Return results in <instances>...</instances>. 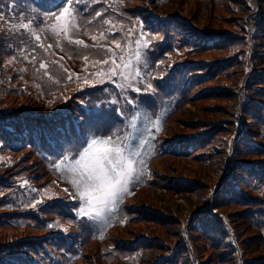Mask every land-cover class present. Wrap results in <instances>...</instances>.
Wrapping results in <instances>:
<instances>
[{
	"label": "rangeland",
	"instance_id": "1",
	"mask_svg": "<svg viewBox=\"0 0 264 264\" xmlns=\"http://www.w3.org/2000/svg\"><path fill=\"white\" fill-rule=\"evenodd\" d=\"M154 1L160 12L154 9L151 0H81L80 3H75L73 0L71 7L74 9V22L79 25V28L73 29L69 36L72 39L83 40L88 47L69 44L62 32L60 36L56 35L63 21L56 22L49 17L60 12L62 7L66 6V0H58L60 5L58 10L44 14L42 12L35 14L30 11L15 12L10 7L11 4L5 10L7 22H2L1 31H7L10 39H7L4 45L7 52L4 56L0 55V59H3L0 66L2 101L13 102L15 105L33 104L34 108L43 106V109L72 107L83 116L92 113L91 111L94 115H98L101 110V113L107 116V120L93 125L98 132H96L97 136H106L112 129L120 128V135L133 133L134 142L140 145L138 149L140 156L137 159L142 160L143 164L137 166L138 171L129 185V192L107 217L106 223L91 222L86 216L78 214L79 198L74 196V190L66 182L62 172L54 167L64 156L55 157L41 148L32 149L31 152H27V148L22 146L12 151L2 148L0 161L11 162L12 171L20 168L14 175L20 178L19 183L22 188L20 187L12 194V201L22 199L27 206L26 209L43 205L42 210L47 212L54 208L55 217L52 220L41 221L40 226L43 230L38 233L56 231L59 233L55 237L58 241L61 240L60 238H64L65 242L72 241L70 245H56V249L51 252L57 264H174L172 253L177 247L175 241L180 240L181 236L187 246L191 247L194 244V239L189 236L188 224L200 205L197 194L171 193L161 185H154L151 179H154L156 175L160 181L162 179L193 181L208 186L210 182L208 174L211 170L201 167L197 170L196 176H188L169 158H165L163 160L165 162L156 161L155 158L159 153V138L162 139L163 148L167 143L184 139L186 135L191 134L185 128L183 121L186 120L195 123L198 121L200 125L204 122L206 125L221 123L223 126H228L225 122V113L228 112L227 103L218 101L220 106L215 114L206 108H202L203 111L199 112L194 104L183 103V98L178 91L169 90L166 85H162L161 81L156 80L164 70V67L160 66L162 59H158V56L165 54V49L157 42L161 39L160 36L149 34L143 27L144 20L138 14L146 13L149 19H164L172 13L178 14L182 3L186 0ZM134 4L142 7L137 9L138 14L128 10ZM96 12H100L101 15L97 17ZM242 13L244 17L249 15L245 11ZM20 15L25 17V23L32 21L31 27L35 35L25 29L16 30L11 27V25L19 24L17 17ZM105 20L110 23L105 24ZM53 24L58 25L56 31L51 27ZM256 31L261 34L259 28H256ZM101 32L106 39L99 38ZM93 35L97 36L95 41L92 39ZM113 41H116L119 47ZM137 41H140V44H137ZM144 44H147V47H144ZM108 48L112 50L110 53L106 51ZM137 51L141 53L143 63H137L135 56ZM121 55L125 60H131L132 74L128 80L118 75L120 68H115L116 75L109 71L114 68V65H122L119 59ZM84 56L88 57L87 61L83 58ZM98 60L108 62L96 63ZM42 63L46 65V68H40ZM137 69L140 72L139 76L135 75ZM229 102L234 106L239 103L238 98ZM211 103L203 102L206 106ZM112 117H115L117 121H114ZM133 117L136 118L135 129L125 123ZM75 119L73 116L72 120ZM157 121H159L158 125ZM251 123L250 117L246 120L240 119V129H245ZM75 124L77 125V121ZM6 127L13 136V129L9 125ZM85 138L88 141L90 137ZM80 148L82 147L71 152V148L65 145L62 151L66 155ZM36 165L41 167L43 173L37 172ZM25 171H28V174H24ZM214 193L215 190H212L209 196ZM6 205L4 211L15 208L13 204H10L9 199L6 200ZM127 205L157 211L182 225V231L175 236L173 227L151 225L147 230L145 229L147 226L142 225L143 228H138L137 219L131 218L132 214L125 208ZM234 212L235 208L226 210L216 208L212 214L222 217L225 221L227 235L221 240L219 248L230 249L231 261L236 264L239 253L234 249L237 246L235 230L239 239L250 238L255 231L244 232L240 231V228L236 229L232 218ZM43 215L42 212L40 217ZM29 220L25 217L18 222L1 224L0 234L25 228L23 232L11 234L9 239L22 236L32 229V225L27 222ZM262 220L260 232L264 237V218ZM130 234L137 238L156 240L161 244V248L150 249L149 255L143 249H137L134 253H125L113 248V242L119 244L129 239ZM0 241L5 240L1 238ZM246 253L248 260L264 262V246H260L258 251ZM193 261L197 264L199 258L193 255Z\"/></svg>",
	"mask_w": 264,
	"mask_h": 264
},
{
	"label": "trees",
	"instance_id": "2",
	"mask_svg": "<svg viewBox=\"0 0 264 264\" xmlns=\"http://www.w3.org/2000/svg\"><path fill=\"white\" fill-rule=\"evenodd\" d=\"M151 2L160 12L156 1ZM9 4L15 12L35 14L55 12L60 7L58 0H0V14L5 13ZM132 6L128 10L133 13L142 8L136 4ZM243 11L249 13L248 17L242 15ZM138 15L144 20L143 27L149 34L160 36L157 42L165 49V54L158 56L164 70L156 80L167 89L178 91L183 103L194 104L199 112L206 108L215 114L220 106L218 101L227 103L225 122L228 126L204 122L200 125L198 121L186 120L183 121L185 128L191 132L187 137L167 143L165 148L159 138L156 161L165 162L163 160L169 158L188 176H196L201 167L211 170L208 186L193 181H160L156 175L151 179L154 185H161L171 193L193 192L200 202L188 224L194 244L187 246L180 236V240L175 241L173 263L194 264L195 255L199 258L197 264H233L232 251L219 248L227 235L225 221L212 211L235 208L232 218L236 229L255 231L250 238L239 239L235 230L237 246L234 249L239 253L236 264H264L260 260H248L246 253L264 246L260 232L264 218V0H186L178 14L172 13L164 19H149L146 13ZM1 24L0 55L4 56L7 52L4 45L10 35L1 31ZM2 62L0 59V66ZM236 98L239 103L234 106L229 101ZM205 101L212 103L206 106ZM43 108H34L33 104L15 105L0 98V152L2 148L12 151L22 146L27 152L41 148L55 157H63L62 147L69 146L71 152L84 147L87 144L85 137L96 135L93 125L107 120L101 110L98 115L91 111L83 116L72 107ZM73 116L75 120H72ZM248 117L252 123L240 129L239 120ZM8 125L13 129V136L6 127ZM12 167L8 160L0 161V227L6 222H18L28 217L32 229L14 239H9L11 234L26 229L0 234V239L5 240L0 241V264H55L51 252L56 245H70L72 241L65 242L64 238L58 241L56 231L38 233L43 230L41 221L55 217L54 208L44 212L43 205L26 209L22 199L12 201V194L22 188L20 178L14 175L20 168L12 171ZM35 169L43 173L38 165ZM212 190L215 193L209 196ZM7 199L15 208L4 211ZM125 208L132 214L131 218L137 219L138 228H143L142 225L147 226V230L151 225L173 227L175 236L182 231V225L157 211L130 205ZM42 212L44 215L40 217ZM154 247L161 248V244L133 234L119 244L113 242V248L125 253L143 249L149 255Z\"/></svg>",
	"mask_w": 264,
	"mask_h": 264
},
{
	"label": "snow or ice",
	"instance_id": "3",
	"mask_svg": "<svg viewBox=\"0 0 264 264\" xmlns=\"http://www.w3.org/2000/svg\"><path fill=\"white\" fill-rule=\"evenodd\" d=\"M80 2L81 0H75V3ZM72 4L73 0H66V6H63L60 12L49 17L50 20L56 22L63 21V24L59 25L60 31H56L57 24H53L51 27L56 31L57 36H60L62 32L63 37L68 40L69 44L88 47L83 40L72 39L69 36L73 29L79 28V25L74 22L75 16L73 15ZM95 15L99 17L101 13L96 12ZM17 18L20 22L11 25L13 29H25L35 35V31L31 27V20L25 23L24 16L20 15ZM0 22H7L3 14H0ZM88 22L91 23V21ZM104 23L110 22L105 20ZM99 38L106 39L103 32L100 33ZM92 39L95 41L97 36L93 35ZM113 43L117 42L113 41ZM137 44H140V41H137ZM117 47H119L118 43ZM144 47H147V44H144ZM106 51L110 53L112 50L108 48ZM135 56L137 63H143L139 51L135 53ZM83 58L86 61L88 60L87 56ZM119 59L122 61V65H114V68L109 71L116 75L115 68H120L121 71L118 75L122 79L128 80L132 74L130 71L131 60H125L123 55ZM107 62V60L96 61V63ZM40 68H46V65L42 63ZM135 75H140L138 69L135 70ZM119 86L123 87V85ZM112 103H116V101H112ZM128 103H132V101H128ZM135 120L136 118L133 117L130 121L126 120L125 123L135 129ZM156 123L158 125L159 121ZM120 131V128H115L106 136L92 135L86 146L74 153L64 155L63 159L54 165L57 171L62 172L66 182L72 186L74 196L79 198L78 214L86 216L88 221L106 223L107 217L122 202L124 195L129 192V185L133 182L138 171L137 166L143 164L142 160L137 159L140 156L138 150L140 145L134 142V134L125 133L120 135ZM100 238L102 239L103 236L101 235Z\"/></svg>",
	"mask_w": 264,
	"mask_h": 264
}]
</instances>
